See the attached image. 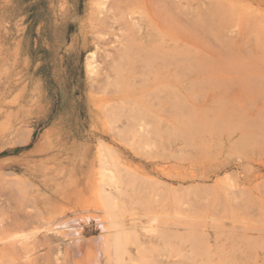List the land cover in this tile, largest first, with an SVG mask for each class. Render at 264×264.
<instances>
[{"label": "rangeland", "instance_id": "obj_1", "mask_svg": "<svg viewBox=\"0 0 264 264\" xmlns=\"http://www.w3.org/2000/svg\"><path fill=\"white\" fill-rule=\"evenodd\" d=\"M148 2L154 27L143 13L130 36L113 24L111 0H99L98 16L96 0H0V220L25 206L33 227L38 212L88 219L86 240H101L93 192L103 142L121 180L138 181L133 194L152 181V206L169 201L186 223L183 236L128 241L127 264H264V0ZM108 117L123 127L112 131ZM135 118L150 140L131 148L113 134L129 138ZM166 153L174 157L164 163ZM225 178L234 198L214 186ZM44 234L32 258L46 255ZM5 254L0 264H10Z\"/></svg>", "mask_w": 264, "mask_h": 264}, {"label": "bare ground", "instance_id": "obj_2", "mask_svg": "<svg viewBox=\"0 0 264 264\" xmlns=\"http://www.w3.org/2000/svg\"><path fill=\"white\" fill-rule=\"evenodd\" d=\"M94 9H96V14L98 16L101 13V11H99L101 10V4L99 3V0H96V5ZM109 9L111 10V19L113 21V24L116 25V28L120 31L130 32V36L140 34L142 30L141 27L142 24H140V16H142L143 13L146 14L145 19L147 20V22L145 24H147V27L152 29L155 25V22L151 17V10L149 7L148 0H116V1L111 0ZM102 19L95 17L92 18L91 20L96 22L97 25H100L102 24ZM96 31H97L96 27L95 26L92 27V34L96 33ZM141 36L143 39V35ZM100 43L98 39H95L96 49H101ZM116 118L117 119H115L114 117L113 119H110L109 117L107 118L106 125L112 131L118 128L119 125L123 127L124 124L123 122H121L123 120H120L121 119L120 117H119L120 119L118 117ZM140 120L141 119L139 120L132 119L131 121H127V123L125 122L127 126L132 129L130 133L131 136L130 137L128 136L129 138H127L126 136L125 138L122 135V133H119L120 131L117 132V135L113 134V137L125 144L126 141H130L128 143V146H130L131 148H134V144L136 143L139 144L148 143V141L150 140L148 133L141 126L140 127L138 126V121ZM173 155L174 154L166 153L164 155V161H165L164 163L169 162V160L174 157ZM96 158H97L98 171H97V183L95 185V190L93 192V198L96 204L97 211L101 212L103 215L101 218L96 219L95 225L97 226L98 229L104 231V233L100 231V233H103L101 235H104V237L100 238L101 240H99L98 242L93 241V243H90L91 241L89 242L86 240V236H85L86 229L91 226V222L88 219L83 223L81 222L72 223V221L71 222L63 221L61 216L57 218L55 217L47 218L41 212L37 213V220L35 221L37 226L33 227L32 224L28 223V219L31 215H29L28 211L26 210L27 207L24 206L23 209L25 212L23 211L21 217L15 216L11 220H6L5 222L0 220V243L3 244L4 246L3 248L5 249V252L0 253V256H6L5 253L7 252L10 259V264H18V263L31 264V262H29L30 259H34L33 264H127L126 258L129 256L128 241H132V243H135L138 246L139 239L141 240L145 239L148 242L154 243L158 235H161V237L162 235L163 237L165 235L167 236V238L170 237V234H179V236H183L182 233L179 232H180V228L181 227L184 228L185 226L184 224L186 223L183 221V218L180 217L181 213L179 211L174 212V214L169 213V207H170L169 201L166 200L167 201L166 203H161V207L159 206L161 210L160 208H158V206L157 207L152 206V203L156 201V196H157L155 190L153 189L152 181L146 180L145 184L143 181H140L143 182L144 184V187H142L141 185L140 189L142 188L143 190L145 188L147 191L140 192V194L138 195L133 194V192L137 189L136 187L138 181L134 179L133 180L125 179L126 181L121 180L119 176L122 174V172L119 169H117V167H114L115 166L114 162L112 164L113 166L110 164L113 160V156L112 153L109 152V148L103 142H100L98 144L96 150ZM110 165L112 167H110ZM158 172H164V170L162 171L158 170ZM162 176H160L159 178L162 179L163 178ZM11 183L12 185H14V189H15L14 191L18 192L20 196H23L25 193V188L19 186V181L13 179L11 180ZM214 186L220 188V194L223 197V199L235 197L234 192L231 189L232 188L231 184H229L226 178L223 180L222 179L216 180ZM128 190H131V193H128ZM217 193H218V188H217ZM123 194L126 195V198H123L124 197L122 196ZM2 196H3L2 192H0V198ZM144 196H147L145 201L140 202L139 199L145 198ZM169 196L172 197V195L170 194H165V197H167V199ZM122 199L127 200L126 203L128 202V204H125ZM31 202L33 204V205L31 204V206H34V201ZM133 204L135 205L145 204L143 208L146 207L147 211L149 209V211L145 214L148 215L145 216L148 219V221L146 222V226L145 225L142 226L141 224H139L137 222V219L139 218L136 219L134 217L136 207H134ZM184 207L186 210V204L183 206V209ZM227 207L228 209H230L229 206ZM151 209L153 210L154 213L153 215L151 214L152 212ZM171 210L172 209H170V211ZM142 211L143 209L141 210V212ZM159 211L161 213H159ZM145 212L146 211L142 213ZM150 214L151 216H149ZM140 218H143V216ZM92 219L94 218H91V220ZM159 223L163 225L162 228H160ZM126 230L131 231V233L125 232ZM41 233H45L43 238L44 239L43 245L46 247L47 253L46 255L40 258L39 257L32 258L33 253L39 247L35 243V240L37 236L40 235ZM198 236L199 239L201 240L200 235ZM169 245H171V242ZM169 245L167 244V246ZM209 247H210L209 244L206 245V249H208ZM163 249L165 248H162V250ZM167 250L169 249L167 248ZM167 250L166 252H169ZM175 250H176L175 253L177 254L176 256L178 257V263L179 262L181 263L182 260L185 258V254H186L183 253L184 247L179 244V246H177ZM202 252L203 251H201V253ZM211 254H209V256ZM215 255H212V257L213 256L215 257ZM24 259L27 260L28 262L27 261L25 262ZM214 261L212 263H215Z\"/></svg>", "mask_w": 264, "mask_h": 264}]
</instances>
